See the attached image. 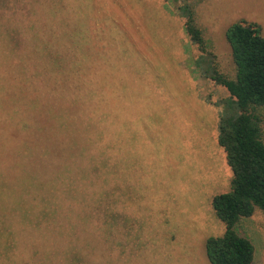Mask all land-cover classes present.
Here are the masks:
<instances>
[{
	"label": "trees",
	"instance_id": "obj_1",
	"mask_svg": "<svg viewBox=\"0 0 264 264\" xmlns=\"http://www.w3.org/2000/svg\"><path fill=\"white\" fill-rule=\"evenodd\" d=\"M173 1L198 50L195 68L229 96L222 102L217 142L231 186L212 197L224 231L205 240L206 257L210 264H252L254 245L240 225L256 210L264 215V33L246 20L227 28L235 68L230 77L218 68L195 4ZM6 7L14 10V4H0V126L14 134L20 179L10 188L3 176L0 189L31 228L26 243L25 233L15 235L18 246L10 256L17 260L7 264H23L25 247L26 264H140V153L132 154L140 148V117L115 121L98 111L97 82L89 73L92 53L80 51L85 42L76 40L74 27L62 21L58 30L52 18H6ZM23 43L28 47H14ZM5 228L0 223V237ZM0 249L7 256L1 240Z\"/></svg>",
	"mask_w": 264,
	"mask_h": 264
},
{
	"label": "rangeland",
	"instance_id": "obj_2",
	"mask_svg": "<svg viewBox=\"0 0 264 264\" xmlns=\"http://www.w3.org/2000/svg\"><path fill=\"white\" fill-rule=\"evenodd\" d=\"M187 1L195 4L198 26L216 56L219 70L233 77L235 68L225 32L232 23L246 20L256 23L264 33V0ZM1 3L14 4V10L6 7V18H52L55 24L51 25L58 30L62 29L57 26L62 21L69 23L70 29L74 27L76 40L81 36L85 42L79 44L80 51L92 53L89 73L90 79L97 82L96 98L101 101L96 105L98 111L115 117V121L116 117L118 121L140 117V148L132 150L133 155L140 153V264H210L205 240L224 231L211 200L231 186L225 152L217 142L222 102L229 96L224 87L204 78L195 68L198 50L184 31L179 3L0 0ZM30 4L34 5L33 11L23 8ZM39 34L45 36V28ZM14 47L21 50L28 46L23 43ZM260 112L264 113V109ZM14 142V134L0 126V160L7 166L4 168L0 161V179L5 176L10 180V188L20 179L15 172ZM10 200L6 189H0V223L5 222L7 229L5 237H0L1 248L7 244L8 250L7 256L0 255V264L16 262L17 258L10 256L11 249L18 246H14L13 238L25 233L21 242L25 239L26 243L31 230L20 214L23 210L11 205ZM240 229L254 245L252 264H264L263 213L256 210L241 222ZM93 244L104 248L97 239ZM21 255L23 264L28 263L27 247Z\"/></svg>",
	"mask_w": 264,
	"mask_h": 264
}]
</instances>
